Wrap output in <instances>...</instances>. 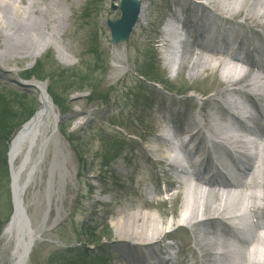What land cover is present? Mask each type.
I'll use <instances>...</instances> for the list:
<instances>
[{
	"label": "bare ground",
	"instance_id": "1",
	"mask_svg": "<svg viewBox=\"0 0 264 264\" xmlns=\"http://www.w3.org/2000/svg\"><path fill=\"white\" fill-rule=\"evenodd\" d=\"M136 1L140 4L137 31L141 35L147 31L141 24L148 20L152 2ZM164 1L167 5L162 23L166 25L169 19L180 25L186 39L191 42L184 43L176 75L179 76L186 70L190 79L205 80L207 72L216 70L214 62L223 66L224 71L220 74L218 86L203 91L197 90L204 96L211 94L204 100L198 113L187 111L186 107L173 100H170L168 106L155 110L157 116L152 119L153 127L150 125V128L156 132L148 130L144 138L149 146L148 153L142 151L141 154L134 155V161L138 156H142L146 165L141 163V169L137 164V168L141 169L139 186L130 189V197H126V200L131 203L117 212L113 223L115 236L122 241V258L118 261L120 264H236L234 258L240 253L239 245L234 244L231 239L237 240L238 232L227 224L226 217L240 222L254 217L260 233L254 234L251 244L242 252V261L239 264H264V206L258 211L254 209L257 203L264 205V190L261 197L253 190L258 187L264 189V149L263 153L259 154L258 166L254 165L251 156L249 158L245 154L246 161L241 166L244 170L240 179L243 178L246 182L241 185V190L233 195L223 193L220 190L222 183L229 182V179L228 174L223 171L225 166L221 161L235 163L236 160L230 155L228 147L221 146L217 135L221 130L220 122L225 117L239 119L237 115L228 112V105L242 112L250 123L245 126L246 130L255 133L264 145V111L259 101L257 100L258 104L254 101L258 90L264 88V0ZM81 2L82 0H72L73 4ZM62 21L59 0H0L2 69L11 61L19 59V55L25 59H37L40 51L44 49L34 55L30 52L31 49L22 50L17 44L31 41L33 49H36L39 42H42L47 48H57L56 42L62 40L61 36L64 35L62 32L65 26ZM9 31L13 32V35L4 34ZM19 33L21 34L17 35ZM48 35L52 37H49L50 41L47 42L43 37ZM180 35L178 31L173 32L168 40L164 33L151 27L146 45L150 53L156 43L168 51L175 47V41ZM59 55L64 61H71L66 52L59 50ZM170 60L169 56L165 58L166 62ZM239 64L252 65L258 74L247 73L242 79L236 80L235 73L239 70ZM120 67L115 66L113 69ZM240 83H245L244 89L250 90L252 94L243 89H236ZM33 84L41 94L39 110L17 132L10 144L9 165L15 210L1 237L3 245L12 248L10 264H27L33 249L40 241L41 232L33 229L23 199L46 146L57 132L60 120L58 110L47 94L46 86L38 82ZM182 94L185 95V91ZM194 99L189 102L195 105ZM239 100H244V103ZM169 132L171 136L168 135ZM179 135H187L188 139L179 140ZM125 147L122 149L125 150ZM177 149L182 153L180 157L175 154ZM212 153H216L217 157L212 158ZM192 161L190 169L182 166L180 176L175 177L176 181L172 183L174 171L181 166L179 164ZM101 166L104 167L105 162ZM143 170L146 171L147 177L142 173ZM160 172L166 175L170 182L166 191L174 189L178 192L168 195L167 199L162 197ZM180 194L183 195L180 215L167 223L169 214L158 212L166 224L160 222L156 215L142 209L143 202L167 204L166 202L172 201ZM139 196L143 199V205L136 208L132 203L134 198ZM152 196H156L154 201H150ZM237 213L241 215L237 216ZM165 225L171 228L170 230H181V235L184 234L186 241L181 242L173 238L174 232H166ZM108 235L109 239H112L109 230ZM190 242H193L191 250ZM218 249L226 251L218 254L215 251Z\"/></svg>",
	"mask_w": 264,
	"mask_h": 264
},
{
	"label": "rangeland",
	"instance_id": "2",
	"mask_svg": "<svg viewBox=\"0 0 264 264\" xmlns=\"http://www.w3.org/2000/svg\"><path fill=\"white\" fill-rule=\"evenodd\" d=\"M59 1L65 29L62 40L56 42L57 48H47L39 42L33 49L31 41L23 42L17 45L22 50L31 49L34 55L44 49L37 59L19 55V59L11 61L4 69L0 65L3 96L19 104L23 102L25 113L34 114L39 109L40 92L16 82L23 81L28 72L36 69L37 80L44 82L47 91L55 95L58 104L54 105L61 118L24 193L30 223L41 232L27 264H120L122 241L116 238L113 223L117 212L130 205L126 200L130 189L139 186L141 163L146 165L142 156L134 161V155L142 151L148 153L144 138L148 130L156 132L152 129V119L157 116L155 110L168 106L173 100L187 111L198 113L211 94L204 96L197 90L218 86L224 68L214 62L216 70L207 72L205 80H193L186 70L179 76L169 72L164 61L167 50L156 47L157 43L150 53L146 45L149 30L154 27L161 31L159 22L167 5L164 0H151L150 20L141 24L146 33L139 35L136 25L128 42L119 46L111 43L108 23L120 19V1L82 0L80 4H73L72 0ZM4 34L13 35V32ZM1 36L0 53L3 51ZM46 36L43 38L50 41L52 36ZM59 50L66 52L71 61L60 59ZM168 51L171 54L177 50ZM115 66L121 67L115 70ZM12 87H16V91L11 92ZM76 90L82 93H75ZM184 91L185 95L180 96ZM190 99L196 104L189 102ZM178 138L185 140L183 135ZM120 145L121 149L126 147L118 155ZM142 173L147 177L145 170ZM159 175L161 187L167 189L166 175L161 172ZM11 184L10 198L6 191L2 192L4 211L9 200L13 204ZM169 193L178 192L170 190ZM134 199L132 204L138 208L143 199L140 196ZM182 201L180 194L167 204L143 202L142 209L166 224L158 212L169 214L168 223L180 215ZM164 229L174 232L173 238L186 241L181 230H170L166 225ZM189 245L191 250L193 242ZM11 249L5 247L0 238V264H10ZM69 253L72 256L67 258Z\"/></svg>",
	"mask_w": 264,
	"mask_h": 264
},
{
	"label": "trees",
	"instance_id": "3",
	"mask_svg": "<svg viewBox=\"0 0 264 264\" xmlns=\"http://www.w3.org/2000/svg\"><path fill=\"white\" fill-rule=\"evenodd\" d=\"M62 75L61 77H63ZM37 77L36 69L31 73H28L27 79H32ZM16 90H11L14 92ZM79 90H76V92ZM81 92V91H79ZM0 92V236L4 225L10 218L12 213L11 200L8 201L7 210L4 211L2 206V192H7L10 198V176L8 167V144L12 136L19 130V128L28 121L33 113H25L26 105L21 102V104L15 101H10V97L7 98ZM52 95V94H51ZM53 99L58 103L55 95H52ZM25 99V98H24ZM121 147V145H120ZM120 147L117 154H120ZM72 253V252H70ZM68 254L71 257L72 254ZM87 263V262H86Z\"/></svg>",
	"mask_w": 264,
	"mask_h": 264
},
{
	"label": "water",
	"instance_id": "4",
	"mask_svg": "<svg viewBox=\"0 0 264 264\" xmlns=\"http://www.w3.org/2000/svg\"><path fill=\"white\" fill-rule=\"evenodd\" d=\"M121 11V20L115 23H109L112 32L113 45L128 41L129 36L137 23L140 4L136 0H122Z\"/></svg>",
	"mask_w": 264,
	"mask_h": 264
}]
</instances>
